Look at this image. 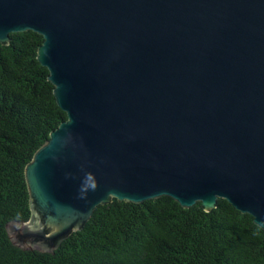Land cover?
Instances as JSON below:
<instances>
[{
  "label": "water",
  "instance_id": "95a60500",
  "mask_svg": "<svg viewBox=\"0 0 264 264\" xmlns=\"http://www.w3.org/2000/svg\"><path fill=\"white\" fill-rule=\"evenodd\" d=\"M32 30L65 118L25 165L51 251L99 204L218 198L264 229V0H0V42Z\"/></svg>",
  "mask_w": 264,
  "mask_h": 264
},
{
  "label": "trees",
  "instance_id": "16d2710c",
  "mask_svg": "<svg viewBox=\"0 0 264 264\" xmlns=\"http://www.w3.org/2000/svg\"><path fill=\"white\" fill-rule=\"evenodd\" d=\"M9 40L0 42V264H264V229L225 198L208 211L166 195L113 199L51 251L16 244L9 222L32 217L23 170L66 115L36 55L43 37Z\"/></svg>",
  "mask_w": 264,
  "mask_h": 264
}]
</instances>
